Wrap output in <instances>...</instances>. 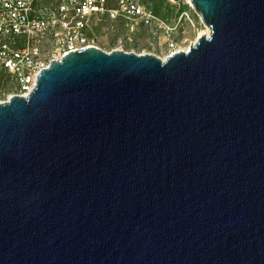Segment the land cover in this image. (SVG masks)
I'll return each instance as SVG.
<instances>
[{"label": "water", "instance_id": "water-1", "mask_svg": "<svg viewBox=\"0 0 264 264\" xmlns=\"http://www.w3.org/2000/svg\"><path fill=\"white\" fill-rule=\"evenodd\" d=\"M172 1L187 52L88 46L0 103V264H264V0Z\"/></svg>", "mask_w": 264, "mask_h": 264}, {"label": "built area", "instance_id": "built-area-1", "mask_svg": "<svg viewBox=\"0 0 264 264\" xmlns=\"http://www.w3.org/2000/svg\"><path fill=\"white\" fill-rule=\"evenodd\" d=\"M102 22L126 37L162 23L144 0H0V73L26 96L51 62L94 46L90 36Z\"/></svg>", "mask_w": 264, "mask_h": 264}, {"label": "rangeland", "instance_id": "rangeland-1", "mask_svg": "<svg viewBox=\"0 0 264 264\" xmlns=\"http://www.w3.org/2000/svg\"><path fill=\"white\" fill-rule=\"evenodd\" d=\"M162 22L161 27L147 28L136 35H128L126 39L122 28L109 30L107 24H95V31L90 36V44L105 51L122 50L136 54L150 53L160 59L179 50L189 48L201 30L205 28L200 17L186 1L144 0ZM169 36V37H168ZM175 44V49H169L165 38ZM19 95L17 87L9 78L0 73V103L9 97Z\"/></svg>", "mask_w": 264, "mask_h": 264}, {"label": "bare ground", "instance_id": "bare-ground-1", "mask_svg": "<svg viewBox=\"0 0 264 264\" xmlns=\"http://www.w3.org/2000/svg\"><path fill=\"white\" fill-rule=\"evenodd\" d=\"M186 2H188V1H186ZM189 3V2H188ZM190 4V3H189ZM191 5V4H190ZM205 26V25H204ZM209 34H210V30L208 29V27L207 26H205V28L203 29V30H201L200 32H199V34H198V36H197V38H196V40L194 41V42H192V45L193 44H195L196 43V41H197V39L200 37V36H209ZM189 50V48H186V49H184V50H179V51H183L184 53L185 52H187ZM178 52V51H177ZM170 56V55H169ZM168 56V57H169ZM167 58V57H166ZM165 58V59H166ZM162 60H164V59H162Z\"/></svg>", "mask_w": 264, "mask_h": 264}, {"label": "flooded vegetation", "instance_id": "flooded-vegetation-1", "mask_svg": "<svg viewBox=\"0 0 264 264\" xmlns=\"http://www.w3.org/2000/svg\"><path fill=\"white\" fill-rule=\"evenodd\" d=\"M127 39V38H126Z\"/></svg>", "mask_w": 264, "mask_h": 264}]
</instances>
